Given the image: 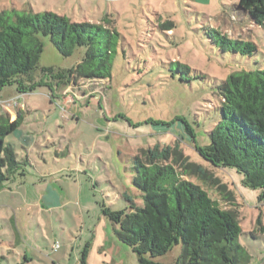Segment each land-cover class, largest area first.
I'll list each match as a JSON object with an SVG mask.
<instances>
[{
	"label": "rangeland",
	"instance_id": "374dc122",
	"mask_svg": "<svg viewBox=\"0 0 264 264\" xmlns=\"http://www.w3.org/2000/svg\"><path fill=\"white\" fill-rule=\"evenodd\" d=\"M0 2L7 6L2 9L53 11L73 21L111 25L120 34L105 83L79 81L51 92L41 86L20 96L30 109L23 110L28 118L23 125L42 145L27 153L32 166L14 208L7 202L0 207V264H79L83 250L85 264H137L136 254L118 241L117 226L101 206L123 209L126 202L120 193L137 192L130 174L137 148L176 141L192 161L229 183L239 204L238 240L250 255L248 264H264V231L256 225L260 218L264 226L260 189L244 184L233 167H214L196 148L209 142L208 132L220 117L217 84L233 71L264 68V22L250 21L237 7L238 0ZM210 28L232 39L250 40L256 51L251 56L223 52L212 41ZM40 39L41 66L69 68L83 55L79 47L63 56L47 36ZM176 62L189 66V78L183 74L181 79ZM9 91L16 89L11 85L0 90L1 111L18 106L17 99L7 98ZM50 135L54 143L47 145L44 138ZM43 171L55 176L40 179ZM41 191L53 204L36 203ZM7 216H12V224L3 220ZM180 252L179 243L153 260L173 264Z\"/></svg>",
	"mask_w": 264,
	"mask_h": 264
},
{
	"label": "trees",
	"instance_id": "16d2710c",
	"mask_svg": "<svg viewBox=\"0 0 264 264\" xmlns=\"http://www.w3.org/2000/svg\"><path fill=\"white\" fill-rule=\"evenodd\" d=\"M237 7L253 23L264 22V0H238ZM209 35L223 52L251 56L256 51L250 40L232 39L214 28ZM40 36L63 56L83 47L80 61L69 68L39 65ZM119 36L111 25L73 21L53 11L0 9V90L13 85L28 93L47 86L51 92L79 81L105 83ZM176 70L181 79L183 74L189 78L188 65L176 62ZM216 93L220 117L208 132L209 142L197 151L214 167H233L244 184L260 189L258 200L264 201V68L231 72ZM20 122L0 113V187L24 176L30 164L6 140ZM130 174L137 192L120 193L123 209L102 204L101 211L117 226L116 238L132 249L137 264H162L153 258L179 243L173 264H248L250 255L238 240L239 204L229 183L192 161L178 141L137 148ZM256 225L264 231L260 218ZM81 254L79 264H85L86 251Z\"/></svg>",
	"mask_w": 264,
	"mask_h": 264
},
{
	"label": "crops",
	"instance_id": "0c3cea01",
	"mask_svg": "<svg viewBox=\"0 0 264 264\" xmlns=\"http://www.w3.org/2000/svg\"><path fill=\"white\" fill-rule=\"evenodd\" d=\"M3 7H5V6L4 5H0V9H2ZM22 95H26V93H19L17 91H15V93H13V92L11 93L9 91L8 94H7V98H12V99L15 98V99H17L18 100V106H17V108L15 110H11L10 108L7 109V111L6 110H3V111L0 110V113L1 112H6L9 115V118H10L11 121H13V120H15L17 118H20L21 122H20L19 126L6 138V140H7L8 143H10L14 147V149H15V151L18 154L19 157L27 156V158H28V154H27L28 151L32 150L34 145L41 146L42 145V141L39 139L38 136H36V137L32 136L31 134L33 132L27 131L26 130L28 128L27 125H23V123L28 120L27 117H24L23 110L27 109V111L29 112L30 109L27 108L26 103H23V104L21 103L19 98ZM27 134H29V135H27ZM14 135H16V136L18 135V136L22 137L25 142L20 141L21 142L20 143L15 138ZM44 139L47 142V145L54 143L52 135H50L49 138L45 137ZM28 160H29L30 164L26 167V171H25V175L24 176L20 177L19 179L17 178V179H14L12 181H9V182L3 184L0 187V202L5 201V203H0V207L1 206H3V207L6 206V202H7L8 204H10L12 206V208H14L13 204L17 201L16 197H18L19 193L23 194L22 193L23 189L21 188V185L24 183L25 178H26V174H27L29 168L32 166L31 160L29 158H28ZM43 172L44 173H42V174L40 172V175H39L40 179H44L47 175H50V173H45L46 171H43ZM48 172H49V170H48ZM54 174H55V172H51V175H54ZM60 174H62V172ZM47 188L51 191V194H53L54 196L58 195L57 191H55L53 188H51L48 182H47ZM79 188H80V190H79V195H80L81 194V187L79 186ZM36 203H40L42 206H45L44 204H51V203L53 204V201L48 197L47 194H45L43 191H41L40 195L36 197ZM48 206H49V208L50 207H54L53 205H48ZM41 210L42 211H46V209H41ZM3 220H6L7 222L9 221L12 224V216L11 217L7 216V218H3ZM15 239H16V237H15ZM24 256H25L24 257L25 258L24 262H25L27 260L26 259V253L24 254ZM16 264H21V263L17 262Z\"/></svg>",
	"mask_w": 264,
	"mask_h": 264
},
{
	"label": "built area",
	"instance_id": "2783aa9c",
	"mask_svg": "<svg viewBox=\"0 0 264 264\" xmlns=\"http://www.w3.org/2000/svg\"><path fill=\"white\" fill-rule=\"evenodd\" d=\"M58 245H57V243L56 244H54V248H56Z\"/></svg>",
	"mask_w": 264,
	"mask_h": 264
}]
</instances>
